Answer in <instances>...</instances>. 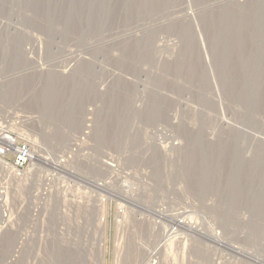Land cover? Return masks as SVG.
Masks as SVG:
<instances>
[{
  "label": "rangeland",
  "instance_id": "1",
  "mask_svg": "<svg viewBox=\"0 0 264 264\" xmlns=\"http://www.w3.org/2000/svg\"><path fill=\"white\" fill-rule=\"evenodd\" d=\"M217 1L0 0V136L35 154L0 166V264L264 260V0ZM181 211L224 243L144 259Z\"/></svg>",
  "mask_w": 264,
  "mask_h": 264
},
{
  "label": "bare ground",
  "instance_id": "2",
  "mask_svg": "<svg viewBox=\"0 0 264 264\" xmlns=\"http://www.w3.org/2000/svg\"><path fill=\"white\" fill-rule=\"evenodd\" d=\"M228 2H234V3H240L241 0H227ZM227 1H224V0H220V1H217L215 3H213L212 5H210V7H215L217 5H221ZM188 8V6H187ZM186 12H185V17L187 18H190L192 17V12L191 10L189 9H186ZM174 18V17H173ZM170 21V20H169ZM172 21V20H171ZM197 34V37H198V44L200 45V49L203 48V44H202V40L201 38L199 37V33L196 32ZM203 49H202V54H203ZM86 53V52H85ZM80 55V54H79ZM203 58H204V63L205 65L207 66L208 62H207V59L205 57V54L202 55ZM79 58V57H78ZM214 86V84H213ZM214 88V87H213ZM2 93V92H1ZM224 122V121H223ZM225 125V124H224ZM227 127H230L229 124H227ZM233 129V128H232ZM233 131V130H232ZM256 137V136H255ZM253 139V138H252ZM255 141H258V142H262L264 143V140L261 139V138H257ZM257 143V142H256ZM173 145V144H172ZM263 145V144H261ZM264 147V146H263ZM170 148V147H169ZM38 161L40 162H43L41 158L37 157L36 158ZM60 161V160H59ZM44 163V162H43ZM52 163V162H51ZM105 163V162H104ZM6 164V163H5ZM4 163H1L0 161V166L2 168V170H9L10 173L13 171V169L8 165L6 164L5 165ZM54 166L56 167H59L57 163H52ZM51 164V165H52ZM111 164V163H109ZM108 164V166L110 167V165ZM117 164V163H116ZM8 165V166H7ZM6 168H5V167ZM8 167V168H7ZM7 170V171H8ZM18 175V174H17ZM16 176V175H15ZM116 176V175H115ZM189 213V211H181L179 213H177L176 215L174 216H171V217H168L169 218V226L167 228H162V229H158L156 227H152V228H149L148 231H147V234H149V236L152 238V243L150 245V247L146 248V249H138V252L139 253H142L144 259L146 258H156L157 256H160L162 261L163 259L166 260L167 258V250H170L171 248V245L173 243H175V241H177L179 239V235H178V231H176L177 229H186L188 231H192L195 235L197 236H200L202 238H209V241L210 240H214V241H220V235H218V232H210L209 234H206L205 232L199 230L197 228V225L196 224H188L189 223V215H187ZM188 222V223H187ZM150 227V226H149ZM176 227V228H175ZM225 227V226H224ZM259 233V232H258ZM182 239V238H181ZM178 242V241H177ZM221 243H224L223 241H220ZM142 246V245H140ZM147 246V245H146ZM143 248V247H142ZM234 251H236L237 253H242L240 249L236 248V247H233ZM141 251V252H140ZM170 252V251H169ZM170 256V255H169ZM160 260V258H159ZM168 260V259H167ZM166 260V262H167ZM148 261V260H147ZM157 261V260H156ZM154 261V262H156ZM260 261V264H264V260L263 259H259ZM143 263L146 262V261H142ZM150 262V261H149ZM165 262V261H164ZM147 263V262H146ZM162 263V262H161ZM215 263V262H214ZM145 264V263H144ZM166 264V263H164ZM168 264V262H167Z\"/></svg>",
  "mask_w": 264,
  "mask_h": 264
},
{
  "label": "built area",
  "instance_id": "3",
  "mask_svg": "<svg viewBox=\"0 0 264 264\" xmlns=\"http://www.w3.org/2000/svg\"><path fill=\"white\" fill-rule=\"evenodd\" d=\"M11 156L9 164L14 170H20L33 162L35 155L31 145L24 139L10 133L0 136V157Z\"/></svg>",
  "mask_w": 264,
  "mask_h": 264
}]
</instances>
